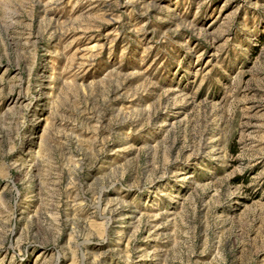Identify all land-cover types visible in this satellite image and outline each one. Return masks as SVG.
Wrapping results in <instances>:
<instances>
[{
  "label": "rangeland",
  "instance_id": "374dc122",
  "mask_svg": "<svg viewBox=\"0 0 264 264\" xmlns=\"http://www.w3.org/2000/svg\"><path fill=\"white\" fill-rule=\"evenodd\" d=\"M0 264H264V0H0Z\"/></svg>",
  "mask_w": 264,
  "mask_h": 264
}]
</instances>
